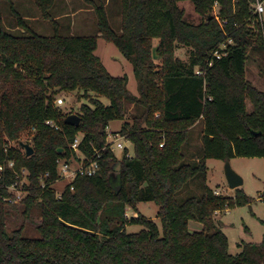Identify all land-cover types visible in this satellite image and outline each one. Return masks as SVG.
Instances as JSON below:
<instances>
[{
    "label": "trees",
    "instance_id": "obj_1",
    "mask_svg": "<svg viewBox=\"0 0 264 264\" xmlns=\"http://www.w3.org/2000/svg\"><path fill=\"white\" fill-rule=\"evenodd\" d=\"M31 1L54 26L53 35L37 33L19 14L13 26L18 31L0 27V165L14 162L0 182V264H264V237L238 245L237 255L228 253L213 214L234 201L214 195L204 178L207 159L264 158V92L245 79L248 51L264 54L253 0H121L120 33L109 25L105 0H84L96 15L93 36H62L50 13L55 0ZM182 1L193 4L202 23L185 20ZM98 38L131 63L138 96L129 93L125 75H110L94 54ZM155 40L158 63L152 58ZM179 46L189 50L187 61L174 57ZM73 91L88 101L79 109L78 127L64 124L71 113L54 99ZM129 106L137 110L130 122L124 121ZM116 120L124 122L114 134L132 144L133 155L127 157L124 149L118 160L109 149L100 151L99 171L77 177L73 190L67 186L56 200L49 187L57 179L56 162L71 157L75 136L83 134L79 149L93 157ZM199 122L201 148L188 161L183 146ZM24 133L34 150L29 157L18 145ZM22 169L29 182L24 209L40 211L38 238L6 231L4 187L19 182ZM45 173L42 190L39 177ZM196 176L204 179L201 195L179 199ZM193 190L186 187L183 195ZM147 202L158 207L160 228L138 213L137 205ZM245 202L236 189L235 204ZM127 209L136 216L127 218ZM190 222L202 229L190 230ZM132 225L142 229L126 232Z\"/></svg>",
    "mask_w": 264,
    "mask_h": 264
},
{
    "label": "rangeland",
    "instance_id": "obj_2",
    "mask_svg": "<svg viewBox=\"0 0 264 264\" xmlns=\"http://www.w3.org/2000/svg\"><path fill=\"white\" fill-rule=\"evenodd\" d=\"M50 10V13H57L61 11L62 6L59 4L61 0ZM105 0L106 15L111 29L120 33L122 23L121 13V0H109L108 3ZM82 6L83 9L93 8L88 2L84 0H76L74 7ZM178 7L184 11V18L187 22L198 25L203 22V17L195 12L194 6L190 1H182L178 3ZM216 10L218 7L215 8ZM35 15L40 17L39 11L31 0H0V27H4L8 30H14V25L17 22V15ZM41 18V17H40ZM43 21V22H42ZM38 23H31L29 26L37 33L43 36H51L54 33V26L49 20H42ZM264 33V25L262 27ZM58 30L62 36H93L97 33V19L95 13L81 14L79 18L75 19V25L73 29H70V20L60 19L58 21ZM154 47L157 46L155 43ZM158 50V48H157ZM156 50V53H157ZM95 55L102 58V60L108 65L109 71L117 72L118 75L129 74L130 80L127 84V89L131 93L137 92V82L135 77L133 78L132 65H129V71L125 66V57L119 52V50L113 45L106 42L104 39L99 38L97 40V49ZM189 50L186 47L179 46L174 51V57L187 61ZM124 57V59H123ZM159 60V59H158ZM158 60H154L158 63ZM116 65H111V63ZM129 62V61H128ZM127 63V62H126ZM130 63V62H129ZM131 64V63H130ZM119 65V66H117ZM128 65V63H127ZM123 72V73H122ZM112 73V74H113ZM118 75H112L117 77ZM120 77V76H119ZM245 79L256 89L264 92V54H256L248 51V58L245 64ZM81 95L79 91L73 92H60L54 95V99H62L63 104L56 105L63 112L78 115L79 109L82 105L88 104V101L82 98H78ZM100 101L104 104H108L106 98H100ZM247 112H251V104L246 102ZM126 117L124 121H131L137 110L129 106L127 109ZM121 120L111 121L109 128L106 130V134L113 135L118 133L123 122ZM201 133L202 127L200 124L196 125L188 135V141L183 146V153H185L186 160L190 161L195 157L201 148ZM21 141H29L31 144V137L28 133L21 135ZM107 139V138H106ZM127 150V155L131 157L133 155V146L130 142L118 140ZM110 142H113L112 148L116 159H121L124 154V149H118L115 147L117 142L111 137ZM32 145V144H31ZM231 168L242 178V185L237 188L246 197L248 202L244 204H235L236 189H229L225 176H224V164L223 160L207 159L206 160V184L214 191L218 190L220 196L230 197L233 199L234 205L225 210H220L218 214L214 213L213 218L217 228L222 230L227 238V250L232 256L241 252V248L238 244L251 243L258 244L264 237V158H242L233 157L229 160ZM23 178V177H22ZM25 179H22V183ZM203 177L196 176L193 178L186 187L194 189L188 195L182 193L178 196L179 199H184L190 196H200L202 192ZM202 183V184H201ZM192 185V186H191ZM64 186L61 181L55 185V189H59ZM60 190V189H59ZM25 206L22 202L16 205L6 206V231L11 234L13 231H21V235L28 238H38L39 235L36 231V227L40 224V211L34 206L25 211ZM138 213L145 218L154 221L160 228V222L157 218L158 207L152 203H140L137 205ZM134 216L131 209L126 210V217L130 218ZM189 228L192 231H200L202 227L195 222L189 223ZM142 229L139 225L127 226L125 228L128 233H137Z\"/></svg>",
    "mask_w": 264,
    "mask_h": 264
},
{
    "label": "built area",
    "instance_id": "obj_3",
    "mask_svg": "<svg viewBox=\"0 0 264 264\" xmlns=\"http://www.w3.org/2000/svg\"><path fill=\"white\" fill-rule=\"evenodd\" d=\"M251 9L253 16H255V22L260 23L261 27L264 25V0H253L251 3ZM217 5L215 4L213 7V16L218 20L217 13L218 9L215 8ZM231 43V42H229ZM217 57L218 54L214 53ZM1 66V63H0ZM196 74L200 75V72L196 71ZM56 105L63 104V100L56 99L55 100ZM47 125L54 127L56 130L59 129V127L53 125L51 122H46ZM111 137L114 139V142H117L115 147L118 149H125L123 144L119 142L118 140H125L124 137L118 135V134H108L107 139H105V142L102 146V148L97 151L94 150L93 157L85 156L79 149V145L81 144V141L83 139V134L78 133L73 142L70 144V151H71V157L69 159H58L57 164V179L49 186L53 192L55 199L58 200L61 198L62 194L64 193V190L67 186H70V190H73L72 183L73 181L79 177V176H85V177H91L94 176L99 171V157L100 151H103L105 149H110L113 151L112 145L113 142H110ZM8 146H14L13 143H9ZM162 146V145H160ZM7 147H5L6 151ZM23 151V150H22ZM24 152V151H23ZM14 162L10 161L6 165H0V182L2 181L4 177L5 169H11L13 170ZM28 172L25 169L21 170V180L19 182H15L11 185L5 186L4 189L7 193V197L3 199V202L7 205H16L22 202L27 196H28V190L27 187L29 186V182L27 180ZM25 179V181L22 183V179ZM49 178V173H45L40 175L39 177V185L40 189L45 190L46 189V181ZM61 181V183H64V186H62L59 189H55V185L58 184ZM1 186V185H0ZM214 195L219 196L220 193L218 191H213ZM219 213V211L215 212ZM135 216V215H134Z\"/></svg>",
    "mask_w": 264,
    "mask_h": 264
},
{
    "label": "crops",
    "instance_id": "obj_4",
    "mask_svg": "<svg viewBox=\"0 0 264 264\" xmlns=\"http://www.w3.org/2000/svg\"><path fill=\"white\" fill-rule=\"evenodd\" d=\"M107 2L106 3H108L109 2V0H106ZM119 1V0H118ZM58 1L57 0H55V2H54V5L57 3ZM74 2H76V0H61V2L59 3V4H61L60 6H62V9H61V11H59V12H57V13H53V14H51V16H52V19L54 20V21H59L60 19H68V20H70V29H73V27H74V25H75V19H77V18H79L80 17V15L81 14H87V13H93L94 12V10H93V8H91V9H83L82 8V6H76V7H74ZM53 5V6H54ZM53 8V7H52ZM23 19H26L27 21H29V22H31V23H38V22H40V21H42V20H45V19H42V18H40V17H37V16H35V15H31V16H29V15H27V14H25V15H20ZM28 22V23H29ZM43 22V21H42ZM31 23H29V24H31ZM28 24V25H29ZM99 39V38H98ZM97 49V48H96ZM95 53V52H94ZM97 56V55H96ZM99 59H100V61L102 62V64H103V66L106 68V70L109 72V74L110 75H118L117 74V72H115L116 74H114L113 72H111V71H109V68H108V65L102 60V58L101 57H99V56H97ZM123 59H124V57H123ZM126 60V59H125ZM114 62V61H113ZM123 62H124V64H125V66L127 67V69H128V71H129V65H131L129 62H128V60H126V61H124L123 60ZM128 63V65H127V63ZM111 65L113 66V65H116V63L114 62V63H111ZM117 66H119V65H117ZM132 72H133V69H132ZM113 73V74H112ZM123 73V72H122ZM126 76L127 77V84L129 83V80H130V75L129 74H122V75H118L117 77H121V76ZM114 76V77H115ZM133 78H134V74H133ZM137 88V87H136ZM129 91V90H128ZM131 95H133V96H138V93H131V92H129ZM198 124H200V127H202V124H201V122H199V123H197L196 125H198ZM196 125H194L193 127H192V129L193 128H195L196 127ZM109 126V125H108ZM109 128V127H108ZM107 128V129H108ZM106 129V130H107ZM191 129V130H192ZM190 130V131H191ZM202 134V133H201ZM128 154V153H127ZM127 157H129V155H127ZM206 183V182H205ZM207 185V184H206ZM208 186V185H207ZM209 187V186H208ZM210 188V187H209ZM211 189V188H210ZM212 190V189H211ZM213 191V190H212ZM214 191H218V190H214ZM219 192V191H218ZM264 193V190H263V192H262V195H264L263 194ZM134 214V213H133ZM216 214H218V213H216ZM135 216H136V214H135ZM214 217V216H213ZM213 221H214V223H215V220H214V218H213ZM216 225V224H215ZM222 231V230H221ZM239 245V244H238Z\"/></svg>",
    "mask_w": 264,
    "mask_h": 264
},
{
    "label": "water",
    "instance_id": "obj_5",
    "mask_svg": "<svg viewBox=\"0 0 264 264\" xmlns=\"http://www.w3.org/2000/svg\"><path fill=\"white\" fill-rule=\"evenodd\" d=\"M212 16H209L208 19L210 20ZM158 46H155L152 48V58L153 60H158L159 56L156 53ZM81 118L76 114H70L64 119V124L70 125L73 127H78L80 124ZM19 147L24 151V154L26 157H29L33 155L34 150L30 142H19ZM58 152H62V149H59ZM117 169H119V166H117ZM224 176L227 182V185L229 189H237L239 188L243 180L242 178L231 168L229 161H225L224 164ZM118 188V187H117ZM264 194V193H263Z\"/></svg>",
    "mask_w": 264,
    "mask_h": 264
}]
</instances>
